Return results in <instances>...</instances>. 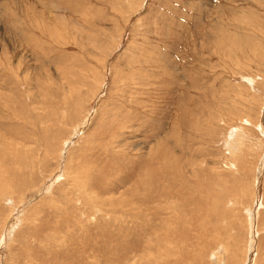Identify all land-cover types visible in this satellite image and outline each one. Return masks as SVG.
I'll return each mask as SVG.
<instances>
[{
    "label": "rangeland",
    "instance_id": "374dc122",
    "mask_svg": "<svg viewBox=\"0 0 264 264\" xmlns=\"http://www.w3.org/2000/svg\"><path fill=\"white\" fill-rule=\"evenodd\" d=\"M0 158V264H264V0H0Z\"/></svg>",
    "mask_w": 264,
    "mask_h": 264
},
{
    "label": "bare ground",
    "instance_id": "6f19581e",
    "mask_svg": "<svg viewBox=\"0 0 264 264\" xmlns=\"http://www.w3.org/2000/svg\"><path fill=\"white\" fill-rule=\"evenodd\" d=\"M60 10V9H59ZM225 100V99H224ZM224 110V109H223ZM68 139V138H67ZM16 143V142H15ZM11 144V143H10ZM17 146V145H16ZM2 147V146H1ZM13 148V147H12ZM15 148V147H14ZM23 148V147H22ZM32 148V147H31ZM63 148V147H62ZM24 149V148H23ZM22 149V151H25L26 153L27 152H30V147L29 146H27V147H25V149L23 150ZM16 150H18V148L16 149ZM15 150V151H16ZM9 151H10V149H9ZM21 152V151H20ZM9 153V152H8ZM33 153V152H32ZM31 152H30V155H27V154H23V155H21V156H19L18 157V159H19V163L21 164V163H24V164H26V162H25V159H24V156H25V158H28V157H31V159H32V157H33V154H32ZM47 153V152H46ZM58 153V152H57ZM1 159V158H0ZM31 166V165H30ZM23 170L25 171V168H23ZM26 172H28V173H32V172H30L29 170L28 171H26ZM8 175V174H7ZM23 175H21L20 177H19V179L17 180V181H19L20 182V178L22 177ZM3 178V177H2ZM7 178V177H6ZM18 182V183H19ZM17 183V184H18ZM7 184V183H6ZM16 184V183H15ZM22 184V183H21ZM1 186V188H2V185H0ZM4 187V186H3ZM242 188V187H241ZM1 190V189H0ZM6 191L7 192H10V189L9 188H7L6 189ZM11 194V193H10ZM10 194L9 193H5L4 192V190L2 189V191H0V200H2V201H4V200H6L7 198H9L10 197ZM15 194V193H14ZM17 194V193H16ZM19 194V193H18ZM17 194V195H18ZM13 195V194H12ZM16 198V197H15ZM14 199V198H13ZM9 201V200H8ZM219 202V201H218ZM214 203H216V201L214 202ZM248 208V207H247ZM13 213V212H12ZM247 218V217H246ZM249 222H251V221H249ZM249 224V223H248ZM254 230V229H253ZM256 230V229H255ZM252 231V230H251ZM250 242V241H249ZM249 249V248H248Z\"/></svg>",
    "mask_w": 264,
    "mask_h": 264
}]
</instances>
